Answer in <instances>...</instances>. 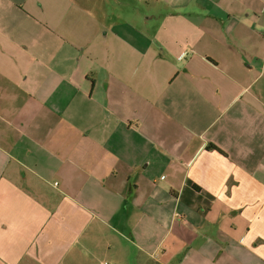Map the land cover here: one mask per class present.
I'll return each mask as SVG.
<instances>
[{"label":"crops","instance_id":"1","mask_svg":"<svg viewBox=\"0 0 264 264\" xmlns=\"http://www.w3.org/2000/svg\"><path fill=\"white\" fill-rule=\"evenodd\" d=\"M99 256L264 264V0H0V264Z\"/></svg>","mask_w":264,"mask_h":264},{"label":"rangeland","instance_id":"2","mask_svg":"<svg viewBox=\"0 0 264 264\" xmlns=\"http://www.w3.org/2000/svg\"><path fill=\"white\" fill-rule=\"evenodd\" d=\"M89 264H100V256L98 257V259L90 261Z\"/></svg>","mask_w":264,"mask_h":264},{"label":"trees","instance_id":"3","mask_svg":"<svg viewBox=\"0 0 264 264\" xmlns=\"http://www.w3.org/2000/svg\"><path fill=\"white\" fill-rule=\"evenodd\" d=\"M210 147H212L213 149H216V147H214V146H210Z\"/></svg>","mask_w":264,"mask_h":264},{"label":"built area","instance_id":"4","mask_svg":"<svg viewBox=\"0 0 264 264\" xmlns=\"http://www.w3.org/2000/svg\"><path fill=\"white\" fill-rule=\"evenodd\" d=\"M104 264H107V263H104Z\"/></svg>","mask_w":264,"mask_h":264}]
</instances>
